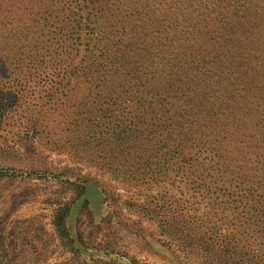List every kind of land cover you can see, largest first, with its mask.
I'll return each instance as SVG.
<instances>
[{
  "label": "rangeland",
  "instance_id": "rangeland-1",
  "mask_svg": "<svg viewBox=\"0 0 264 264\" xmlns=\"http://www.w3.org/2000/svg\"><path fill=\"white\" fill-rule=\"evenodd\" d=\"M78 1L0 0V264H264V144L107 82Z\"/></svg>",
  "mask_w": 264,
  "mask_h": 264
},
{
  "label": "trees",
  "instance_id": "trees-1",
  "mask_svg": "<svg viewBox=\"0 0 264 264\" xmlns=\"http://www.w3.org/2000/svg\"><path fill=\"white\" fill-rule=\"evenodd\" d=\"M79 2L74 28L124 40L107 82L137 84L150 103L193 119L196 133L245 131L264 144V0ZM204 139L212 150L220 141ZM66 209L53 219L62 238Z\"/></svg>",
  "mask_w": 264,
  "mask_h": 264
}]
</instances>
